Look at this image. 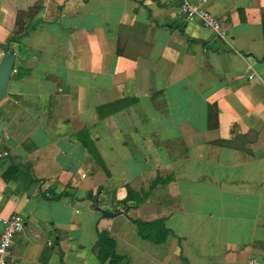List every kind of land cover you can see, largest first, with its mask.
<instances>
[{"label":"crops","instance_id":"0c3cea01","mask_svg":"<svg viewBox=\"0 0 264 264\" xmlns=\"http://www.w3.org/2000/svg\"><path fill=\"white\" fill-rule=\"evenodd\" d=\"M179 4L0 0V57L16 54L0 102L14 264H110L102 232L115 264H264V0H209L224 39ZM131 219L163 221L165 240Z\"/></svg>","mask_w":264,"mask_h":264},{"label":"built area","instance_id":"2783aa9c","mask_svg":"<svg viewBox=\"0 0 264 264\" xmlns=\"http://www.w3.org/2000/svg\"><path fill=\"white\" fill-rule=\"evenodd\" d=\"M208 1L200 0L198 3H192L189 0H180L178 14L185 22L198 21L203 29L214 33L219 39H224L225 34L221 21L205 8ZM1 221L3 223V231L0 235V264H14L15 258L10 251L14 236L22 230L23 221L18 215H11ZM250 264H254V261H251Z\"/></svg>","mask_w":264,"mask_h":264},{"label":"trees","instance_id":"16d2710c","mask_svg":"<svg viewBox=\"0 0 264 264\" xmlns=\"http://www.w3.org/2000/svg\"><path fill=\"white\" fill-rule=\"evenodd\" d=\"M21 14H24L21 12ZM26 15L31 16L30 12H27ZM14 40H18L15 38ZM12 42L9 41L8 45ZM135 196L131 194L128 190V196L121 203L124 207H127L129 201H135ZM137 204V203H136ZM133 223L137 226L138 235L144 239L148 240L155 244H160L165 240L168 230L165 228L163 221H154V222H142L140 220L131 219ZM95 250L97 253L98 260L104 262L106 259H110V264H115L118 257L115 255V241L106 233L102 232L98 235L97 242L95 244Z\"/></svg>","mask_w":264,"mask_h":264},{"label":"water","instance_id":"95a60500","mask_svg":"<svg viewBox=\"0 0 264 264\" xmlns=\"http://www.w3.org/2000/svg\"><path fill=\"white\" fill-rule=\"evenodd\" d=\"M15 63L16 54L11 53L9 48H6L0 57V102L8 95V86L14 72ZM97 210L103 217L113 218L117 215L100 208H97Z\"/></svg>","mask_w":264,"mask_h":264}]
</instances>
